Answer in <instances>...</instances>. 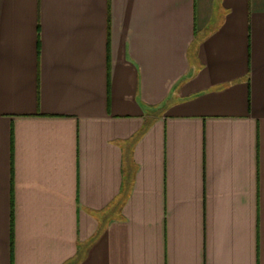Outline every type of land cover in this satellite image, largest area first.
<instances>
[{"label":"crops","instance_id":"obj_1","mask_svg":"<svg viewBox=\"0 0 264 264\" xmlns=\"http://www.w3.org/2000/svg\"><path fill=\"white\" fill-rule=\"evenodd\" d=\"M0 264H264V0H0Z\"/></svg>","mask_w":264,"mask_h":264}]
</instances>
